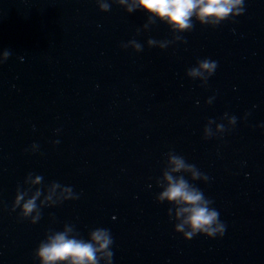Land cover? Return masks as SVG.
Returning <instances> with one entry per match:
<instances>
[{"label":"water","instance_id":"1","mask_svg":"<svg viewBox=\"0 0 264 264\" xmlns=\"http://www.w3.org/2000/svg\"><path fill=\"white\" fill-rule=\"evenodd\" d=\"M245 8L159 49L146 40L171 33L160 21L142 30L143 10L0 0V48L12 52L0 65V264H39L37 244L64 223L84 239L109 229L113 264H264V0ZM130 39L143 51L120 47ZM203 58L218 62L207 86L185 75ZM246 111L232 131L202 138L209 118ZM33 143L39 149L26 152ZM169 150L210 177L194 183L213 200L223 236L173 231L169 205L154 198ZM29 172L45 186H72L79 199L43 207L35 224L21 219L10 209Z\"/></svg>","mask_w":264,"mask_h":264},{"label":"clouds","instance_id":"2","mask_svg":"<svg viewBox=\"0 0 264 264\" xmlns=\"http://www.w3.org/2000/svg\"><path fill=\"white\" fill-rule=\"evenodd\" d=\"M102 12L111 10L112 4L121 6L127 13L143 10L147 13L142 30H150L156 21L167 25L171 39L157 40L148 38L146 45L166 49L174 43H186L182 33L190 32L195 23L203 26L217 27L224 21L233 20L242 15L246 8V0H95ZM141 29H137L139 33ZM121 48H131L135 52L143 51V45L136 39H130L120 44ZM12 52L0 48V65H3ZM23 61L24 57H19ZM218 68V62L209 58L197 60L196 64L185 71L191 79L199 80L201 86H207L209 78ZM215 99L210 96L205 104H211ZM197 105L199 101H196ZM255 107V105H253ZM250 112L243 117L224 112L217 119L209 118L202 128V138L205 140L222 137L233 130L238 119L247 120ZM264 127V124L257 125ZM60 129H55L59 132ZM52 144L60 143L53 140ZM39 145L33 143L26 152H36ZM247 175V174H246ZM210 177L195 164L189 163L183 155L173 150L164 153L160 175L155 183L160 191L155 194L157 203H167L166 214L173 222V231L180 233L186 240L202 234L208 238L224 235L226 224L220 219L219 211L213 207V200L205 196L196 181L209 182ZM151 188V184L148 185ZM80 194L70 185H62L52 181L46 186L41 175L27 173L23 185L16 189L10 211L19 209V217L35 224L42 217V208L59 205L64 201L79 199ZM115 217H113L114 219ZM53 222H55L53 218ZM114 238L109 229L92 228L87 239L80 236L75 226L64 223L61 230L49 229L34 249V257L39 264H113Z\"/></svg>","mask_w":264,"mask_h":264}]
</instances>
